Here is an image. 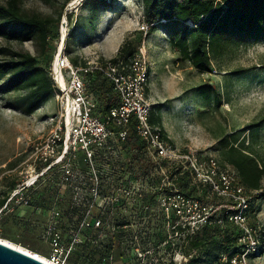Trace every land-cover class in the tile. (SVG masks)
<instances>
[{"label": "rangeland", "instance_id": "1", "mask_svg": "<svg viewBox=\"0 0 264 264\" xmlns=\"http://www.w3.org/2000/svg\"><path fill=\"white\" fill-rule=\"evenodd\" d=\"M82 1L20 0L27 14L61 17L54 54L48 52L45 58H40V64L53 54L52 65L62 38L63 47L67 46L63 53L81 63L95 57L110 60L123 39L129 37L137 44V52L144 47L150 70L147 97L174 146L201 158H217L218 139L238 136L239 141L243 140L245 146L252 144L256 154L264 158V39L228 47L213 60L210 73H200L187 61L180 60L170 47V35L162 29L171 31L174 26H160L161 31L157 29L154 35L141 29L144 21L140 0H110L111 8L101 12L94 26ZM5 2L0 0L2 4ZM0 49L40 53L33 42L7 43L0 39ZM5 54L0 52V62L9 57ZM207 82L218 89L219 103L205 102L198 96L196 87ZM24 95V92L0 94V199L31 179L27 161L31 146L53 129L58 118L59 106L53 96L34 113L24 114L16 104ZM134 153L130 151L128 157L114 153L98 161L103 175L101 192L117 201L108 202L100 214L103 225L99 229L84 232L82 243L75 248L83 261L78 264H175L174 255L176 263L182 259L180 254H174L178 250L174 247L179 245L184 247L183 252H178L192 253L189 264H202L201 251L186 247L188 240L167 227L155 199V191L162 183L159 185L157 177L151 176L147 157L142 155L138 159ZM72 164L74 170L85 173L79 157ZM262 185L264 190V179ZM89 188L88 180H82V176L80 181L67 186L60 184L57 173L44 175L27 192L30 207L10 205L0 212V238L12 243L10 239L34 241L31 246L38 250L37 255L47 256L50 252L47 223L51 212H59V225L67 237L89 209L86 201ZM252 207L257 245L253 246V256L233 264H264V197L255 199ZM96 214L93 210V215ZM115 214L118 217H113L115 222L110 224L108 217ZM121 219L125 222L118 223Z\"/></svg>", "mask_w": 264, "mask_h": 264}, {"label": "built area", "instance_id": "2", "mask_svg": "<svg viewBox=\"0 0 264 264\" xmlns=\"http://www.w3.org/2000/svg\"><path fill=\"white\" fill-rule=\"evenodd\" d=\"M141 29L147 33L149 26L144 22ZM59 46L52 65L50 77L53 82V97L58 106V118L55 126L38 142L31 146L27 161L30 167V178L17 186L8 196L0 212L10 205L30 207L27 195L39 178L46 174H59L61 185L71 186L75 182L88 180L90 188L86 201L89 209L83 214L80 224L71 229L67 237L59 225V212L52 211L47 223V239L50 252L44 256L49 264H69V257L88 229H99L102 215L108 202L117 201L112 195L101 192L102 172L99 160H105L114 153H124V145L133 132L142 142L141 149L133 152L140 158L146 156L151 164V176L157 177L162 186L155 192L156 200L164 215L167 227L174 233L181 227L193 233L210 223L214 212L213 206L206 205L197 199L185 197L174 188L175 171L188 172L191 178L209 186L211 192L228 201V222L236 225L241 233L239 245L245 246L241 260L257 245L255 230L247 220L250 194L240 185L236 172L229 166H221L215 157H198L189 151H180L160 126L151 123L152 103L146 93L150 70L144 47L139 49L129 63L111 62L95 57L85 64L74 65ZM96 75L106 79L117 97V105L105 113L99 110L97 98L89 89L87 78ZM134 153V154H135ZM143 155V156H142ZM80 158L85 173L74 170L73 162ZM129 160V159H128ZM29 181H31L30 184ZM161 194L160 191H166ZM82 200L83 199L82 197ZM93 210L98 214L93 215ZM227 211V212H228ZM176 248V247H174ZM177 249V248H176ZM178 253L186 264L192 254ZM226 261V257L222 258ZM237 258L231 259L233 264Z\"/></svg>", "mask_w": 264, "mask_h": 264}, {"label": "trees", "instance_id": "3", "mask_svg": "<svg viewBox=\"0 0 264 264\" xmlns=\"http://www.w3.org/2000/svg\"><path fill=\"white\" fill-rule=\"evenodd\" d=\"M140 1L143 8V21L149 26L148 34L160 30V26H174L171 31L167 28L162 29L164 33L170 35V47L177 53L180 60L187 61L200 73H210L213 60L221 56L228 47L264 39V0ZM110 4V0L82 1V6L89 12L92 26H94V21L101 17L104 9L111 8ZM60 19V15L53 18L52 16L27 14L23 11L20 0H6L4 4L0 3V39L7 43L33 42L40 48L38 55L0 49V52H6L5 55L9 56L0 62V94L24 92V97L16 103L24 114L34 113L53 96V82L49 72L52 56L60 37ZM92 30L94 31L95 27H92ZM71 34L72 31L69 36ZM137 49V44L127 37L120 45L116 56L110 61L129 63L136 55ZM50 51H53L51 58L40 64V58H45ZM65 51H67V46H65ZM70 60L74 65L79 64L77 59L71 58ZM81 63L85 64V61ZM87 83L90 91L97 98L99 110L102 113L117 105V97L106 79L99 75L89 76ZM195 90L202 101H216L217 103L221 101L218 89L210 82L200 84ZM151 123L161 127V117L153 111V105ZM162 132L167 136L163 129ZM244 143L243 140L239 141L238 136L218 139L216 160L221 166L231 167L236 172L240 185L245 188L246 193L250 194L247 220L249 225H252L255 218L252 203L255 199L264 197L262 185L264 158L256 154L252 149V144L245 146ZM141 147L142 142L131 132L128 143L124 145L123 154L128 157L130 151L133 152L134 148L141 149ZM137 158L140 159L138 156ZM173 184L181 195L214 207L210 223L197 231L189 233L181 227L177 228L178 235L188 240L186 247L192 251H201L202 264H230L233 258H237L239 262L241 255L245 252V246L238 243L240 229L227 220L229 211L224 206L230 203L214 195L208 185L191 178L188 172L181 171L180 168L175 171ZM13 187L14 185L9 191ZM163 192H168V189L160 191L159 194ZM8 195L9 192H6L1 197L0 209L5 205ZM156 196L155 193V199ZM113 217L117 218L118 215L115 214ZM100 218L102 219L101 215ZM109 222L111 224L110 218ZM113 222H115L114 218ZM117 222L125 221L121 219ZM251 227L254 228L253 225ZM10 240L36 254L39 253L36 248L25 241ZM116 247L120 248V245ZM183 247L179 245L176 248L182 251ZM252 252H248L245 258L253 256ZM223 257H226V261L222 260ZM192 260L191 258L188 262ZM70 261L71 264L81 262L80 254L74 250L69 257V264ZM117 261H120V257ZM188 262L186 264H189Z\"/></svg>", "mask_w": 264, "mask_h": 264}, {"label": "water", "instance_id": "4", "mask_svg": "<svg viewBox=\"0 0 264 264\" xmlns=\"http://www.w3.org/2000/svg\"><path fill=\"white\" fill-rule=\"evenodd\" d=\"M0 264H46V263L37 259L36 253H34L31 250L26 252L20 249L10 247L3 243H0Z\"/></svg>", "mask_w": 264, "mask_h": 264}, {"label": "bare ground", "instance_id": "5", "mask_svg": "<svg viewBox=\"0 0 264 264\" xmlns=\"http://www.w3.org/2000/svg\"><path fill=\"white\" fill-rule=\"evenodd\" d=\"M61 48H62V44H61L60 49H61ZM30 183H31V181H29L28 184H30ZM0 243H3V244L8 245V246H10V247H13V248L20 249V250H22V251H26V252H28V250H26V249H24V248H21V247L17 246L16 244H14V243H12V242H9V241H7V240H5V239H3V238H0ZM36 257H37V259H39L40 261H42V262H44V263H46V264H49V262L47 261V259L44 258L43 256H40V255H37V254H36Z\"/></svg>", "mask_w": 264, "mask_h": 264}, {"label": "crops", "instance_id": "6", "mask_svg": "<svg viewBox=\"0 0 264 264\" xmlns=\"http://www.w3.org/2000/svg\"><path fill=\"white\" fill-rule=\"evenodd\" d=\"M154 34H156V31L153 32V33H151L150 35H154ZM125 38H127V37H125ZM125 38H124V39H125ZM124 39H123V41H124ZM123 41H122V43H123ZM122 43H121V44H122ZM119 47H120V46H119ZM118 49H119V48H118ZM117 51H118V50H117ZM173 52L176 53L174 50H173ZM116 54H117V52H116ZM116 54H115V56H116ZM176 54H177V53H176ZM101 59H102V58H101ZM102 60H104V59H102ZM150 66H151V70H152V66H153V65H150ZM152 72H153V71H152ZM169 138H170V137H169ZM27 244H28V245H35V242H34V241H29V242H27Z\"/></svg>", "mask_w": 264, "mask_h": 264}, {"label": "flooded vegetation", "instance_id": "7", "mask_svg": "<svg viewBox=\"0 0 264 264\" xmlns=\"http://www.w3.org/2000/svg\"><path fill=\"white\" fill-rule=\"evenodd\" d=\"M113 216H114V215H113ZM113 216H109L111 223H112V221H113Z\"/></svg>", "mask_w": 264, "mask_h": 264}]
</instances>
